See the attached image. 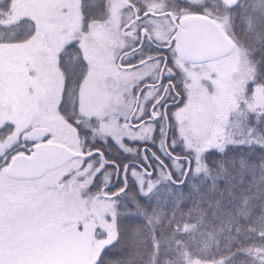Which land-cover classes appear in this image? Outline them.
<instances>
[{"label": "snow or ice", "instance_id": "obj_1", "mask_svg": "<svg viewBox=\"0 0 264 264\" xmlns=\"http://www.w3.org/2000/svg\"><path fill=\"white\" fill-rule=\"evenodd\" d=\"M0 264H264V0H0Z\"/></svg>", "mask_w": 264, "mask_h": 264}]
</instances>
